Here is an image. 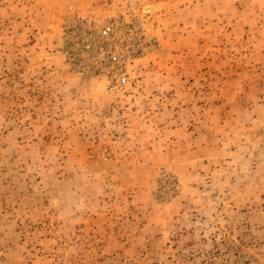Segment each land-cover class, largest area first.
<instances>
[{"label":"rangeland","instance_id":"obj_1","mask_svg":"<svg viewBox=\"0 0 264 264\" xmlns=\"http://www.w3.org/2000/svg\"><path fill=\"white\" fill-rule=\"evenodd\" d=\"M0 264H264V0H0Z\"/></svg>","mask_w":264,"mask_h":264},{"label":"built area","instance_id":"obj_2","mask_svg":"<svg viewBox=\"0 0 264 264\" xmlns=\"http://www.w3.org/2000/svg\"><path fill=\"white\" fill-rule=\"evenodd\" d=\"M108 72L105 75L104 90L106 92H116L127 84V73L124 70V56L118 51L108 53Z\"/></svg>","mask_w":264,"mask_h":264}]
</instances>
